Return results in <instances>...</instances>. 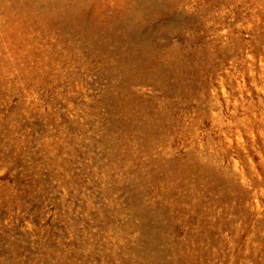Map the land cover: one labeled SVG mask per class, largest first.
Here are the masks:
<instances>
[{
    "label": "rangeland",
    "instance_id": "374dc122",
    "mask_svg": "<svg viewBox=\"0 0 264 264\" xmlns=\"http://www.w3.org/2000/svg\"><path fill=\"white\" fill-rule=\"evenodd\" d=\"M0 264H264V0H0Z\"/></svg>",
    "mask_w": 264,
    "mask_h": 264
},
{
    "label": "bare ground",
    "instance_id": "6f19581e",
    "mask_svg": "<svg viewBox=\"0 0 264 264\" xmlns=\"http://www.w3.org/2000/svg\"><path fill=\"white\" fill-rule=\"evenodd\" d=\"M65 5H66V4H65ZM63 6H64V5H63ZM59 9H60V8H59ZM59 9H58V10H59ZM52 12H53V11H52ZM114 18H115V16H114ZM87 30H88V29H87ZM88 31H89V30H88ZM134 31H135V30H134ZM84 34H85V33H84ZM143 41H144V40H143ZM123 43H124V42H123ZM144 43H145V42H144ZM162 57H163V56H162ZM137 77H138V76H137ZM127 78H128V77H127Z\"/></svg>",
    "mask_w": 264,
    "mask_h": 264
}]
</instances>
